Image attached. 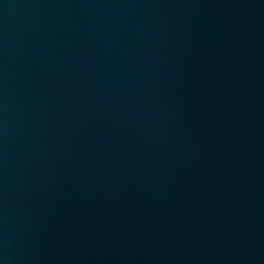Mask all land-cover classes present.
<instances>
[{
  "label": "water",
  "instance_id": "1",
  "mask_svg": "<svg viewBox=\"0 0 264 264\" xmlns=\"http://www.w3.org/2000/svg\"><path fill=\"white\" fill-rule=\"evenodd\" d=\"M0 264H264V0H0Z\"/></svg>",
  "mask_w": 264,
  "mask_h": 264
}]
</instances>
